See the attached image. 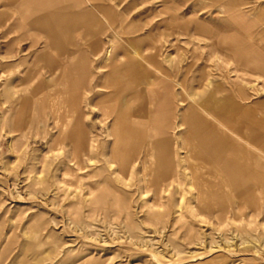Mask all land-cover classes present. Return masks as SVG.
<instances>
[{
	"label": "rangeland",
	"instance_id": "1",
	"mask_svg": "<svg viewBox=\"0 0 264 264\" xmlns=\"http://www.w3.org/2000/svg\"><path fill=\"white\" fill-rule=\"evenodd\" d=\"M83 6L80 18L0 19V264H264V0ZM147 64L154 97L117 90ZM208 82L244 90L261 139L225 131L231 145L196 161L178 125ZM149 108L166 118L154 131L169 136L165 177L125 128Z\"/></svg>",
	"mask_w": 264,
	"mask_h": 264
},
{
	"label": "crops",
	"instance_id": "2",
	"mask_svg": "<svg viewBox=\"0 0 264 264\" xmlns=\"http://www.w3.org/2000/svg\"><path fill=\"white\" fill-rule=\"evenodd\" d=\"M88 1L90 0H0V19L11 21L13 19L43 18L45 17L42 16L43 12H52L53 14L50 15L52 19L85 17L89 10L83 6L77 12L74 6L76 2L81 4ZM70 4H72V7L76 12L70 11ZM2 7L8 8L9 11L7 12L1 10ZM25 25H27V23H25ZM239 54L243 65L247 66L249 63L254 64L252 63L253 60L252 58L250 59L248 53H245L244 55L240 52ZM262 67L263 66H257V69H261L264 73V67ZM140 68H142V70H140L142 75L138 79L141 82L144 76L145 78H148V82L150 83L148 87L151 91L150 93L152 97H154L160 87L156 81L157 77L153 76L149 69H152V65L147 64L146 67ZM152 70L156 72V70ZM139 84L135 87V89L143 92L145 86L143 85V82ZM207 84L209 86H207ZM117 85V90L119 91V82H117ZM181 89H183L182 86ZM205 90L206 91L202 94V96L199 97L193 91L188 94L189 105L184 111L181 117V122L178 125L179 127L186 126V132L183 138L186 140V145L190 147V152L193 154L194 160H202L200 159L202 158V152L210 156H214L218 155V152L220 153V146H230L231 144L226 142L229 141V136L225 133V131L229 132L232 139L237 138L243 141V143L251 145V131H254V129L251 126V120L247 117L248 115L246 113V109L243 107L241 102L245 97L244 90L242 88H238V94H240L238 99L233 98V96H228L229 94L224 92L226 90L212 85L211 83L209 84V82L205 84ZM228 91H230V89L226 92ZM222 93L227 95H222ZM206 95H209L208 104L211 106L208 108L207 113H204L198 108V105ZM163 102H160V105H164ZM259 120L260 119H258V121ZM153 122L155 125L153 124L152 129L157 130L158 128L156 126L160 125V123H158L157 119ZM248 134L249 136H247ZM154 140L167 142L169 141V136L167 135L160 138L155 137ZM220 140H222V144H220Z\"/></svg>",
	"mask_w": 264,
	"mask_h": 264
},
{
	"label": "bare ground",
	"instance_id": "3",
	"mask_svg": "<svg viewBox=\"0 0 264 264\" xmlns=\"http://www.w3.org/2000/svg\"><path fill=\"white\" fill-rule=\"evenodd\" d=\"M148 77V76H147ZM135 82H132L130 81V83H128L129 85L127 84H123L122 86L119 85V88L121 89L122 87V93H123V89L126 90L125 88H128V87H137L139 83H142L143 82V85L145 86L144 89H143V93H145L146 97L148 99H150L152 97L151 95V91L148 87V85L150 84L148 82V78H145V76L142 78L141 82L140 80H133ZM210 84V82H209ZM140 85V84H139ZM118 86V85H117ZM207 86H209L207 84ZM218 87V86H217ZM210 94V93H208ZM208 96L209 95H206L202 101L199 103L198 105V108L204 112V113H207L208 111V108L211 106L209 105V100H208ZM120 97V96H119ZM116 102V101H115ZM163 102V101H161ZM127 102L125 101V99H123V101L121 103H118L115 107V115H116V120L119 121V122H125V120H123V118L121 117L122 116V106H124ZM145 103V102H144ZM103 105V104H101ZM105 105V103H104ZM109 105V104H108ZM151 105L154 106V104L151 102V100L149 101V106L151 107ZM114 106H115V103H114ZM145 107V106H144ZM111 110V109H110ZM109 110V111H110ZM108 111V110H106ZM113 111V110H112ZM144 111V110H143ZM105 112V111H104ZM103 112V113H104ZM111 112V111H110ZM108 113V112H107ZM106 113V114H107ZM112 113V112H111ZM140 113V112H139ZM155 114V111L153 109V111L149 108L148 112H147V117H146V121L142 122V121H139L137 120L136 122H131V124L129 123L125 128H126V131H132V133L135 131V135L137 136L138 140L141 139V140H147L148 141V146L146 148V154L147 155H151L153 157L152 154L150 153H155V152H158L160 153L159 154V157H158V174L157 176L158 177H165L167 176V173L170 171V168H169V165H168V161L166 159V155L168 153V144L165 142V141H160L158 143H155L156 141L154 140L155 137H154V131L152 128H153V124H154V120L158 119L156 116L152 118V114ZM131 115V114H130ZM154 116V115H153ZM163 116V115H162ZM166 118L164 119L163 117H160V120L158 121V123H160V127L162 128V125L166 126ZM240 122V121H239ZM127 123V122H126ZM138 125L139 127H136L134 125ZM244 126H246L245 124H243ZM136 127V128H135ZM243 127V126H242ZM240 128V127H239ZM238 128V129H239ZM263 130H264V114H263ZM249 132V130H248ZM240 133V132H239ZM250 133V132H249ZM156 134V133H155ZM260 134V133H259ZM241 135V134H240ZM261 135V134H260ZM249 136V134L247 135ZM245 137V136H244ZM261 137V136H260ZM78 138V137H77ZM249 138V137H248ZM251 138L252 140H255L259 138L258 134L255 132V130L251 131ZM263 151H259V153L263 154V186H264V135H263ZM261 140V141H262ZM220 144H222V140H220ZM258 145V144H256ZM255 145V146H256ZM220 146V145H219ZM221 147V146H220ZM219 147V149H220ZM261 148V147H260ZM190 153V152H189ZM237 153H239L237 151ZM218 154L220 155V153L218 152ZM163 156V158H162ZM202 159V158H200ZM156 160V159H155Z\"/></svg>",
	"mask_w": 264,
	"mask_h": 264
}]
</instances>
